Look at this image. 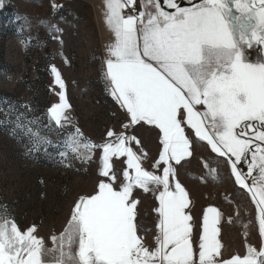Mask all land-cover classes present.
<instances>
[{"label":"snow or ice","instance_id":"snow-or-ice-1","mask_svg":"<svg viewBox=\"0 0 264 264\" xmlns=\"http://www.w3.org/2000/svg\"><path fill=\"white\" fill-rule=\"evenodd\" d=\"M186 3L104 0L113 39L103 79L127 122L120 131L108 129L99 144L79 127L68 133L61 163L69 153L81 163L92 162L99 150L101 179L93 193L75 200L66 227L49 237L52 248L35 224L21 229L14 216L0 210V264H264V59L249 58L254 48L264 54V0ZM51 72L60 92L47 116L49 127L59 131L73 117L65 82L56 67ZM22 116L17 115L12 134H24L29 153L51 143L36 121ZM144 125L159 132L152 167L160 174L143 166L148 153L134 130ZM201 143L228 166L234 183L255 205L259 247L246 243L243 254L225 256L223 214L215 206L204 211L197 236L176 166L190 162ZM121 158L122 180L114 167ZM204 166L217 180V169ZM137 190L152 192L158 202L152 244L140 235L151 229L139 222Z\"/></svg>","mask_w":264,"mask_h":264},{"label":"rangeland","instance_id":"rangeland-1","mask_svg":"<svg viewBox=\"0 0 264 264\" xmlns=\"http://www.w3.org/2000/svg\"><path fill=\"white\" fill-rule=\"evenodd\" d=\"M184 3L187 6L186 0ZM104 12V0H3L0 7V210L6 209L14 216L21 229L35 224L48 248L53 247L49 237L66 227L78 196L93 193L101 179L99 150L92 162L81 163L69 153L61 163L59 153L66 151L68 133L79 127L87 139L99 144L108 129L120 131L121 124L127 122L126 114L107 93L103 79L106 48L113 39ZM249 58L256 62L264 59V54L254 48ZM52 66L65 82L71 104L69 114L73 117L71 124L59 131L49 127L47 116V109L59 103L60 88L54 82ZM9 104L15 105V110ZM19 113H23V121H36L41 135L51 143L29 153L30 142L24 134H12ZM152 129L137 126L134 134L148 153L143 166L160 174L152 167L160 150L159 134ZM205 163L215 166L217 180L211 179ZM114 167L122 180L126 167L123 158ZM176 167L179 181L188 180L194 193L207 198L191 202L190 209L197 215L203 205L222 212L225 256L243 254L246 243L259 247L255 205L234 183L226 164L218 162L201 143L190 162ZM201 177L208 180L207 185L199 187L193 178ZM136 195L140 200L139 222L151 229L140 235H154L157 216L153 209L158 204L155 195L141 190ZM196 231L200 232L199 225Z\"/></svg>","mask_w":264,"mask_h":264},{"label":"crops","instance_id":"crops-1","mask_svg":"<svg viewBox=\"0 0 264 264\" xmlns=\"http://www.w3.org/2000/svg\"><path fill=\"white\" fill-rule=\"evenodd\" d=\"M109 40H111V39H109ZM149 127H150V126H149ZM152 130H156V129H152ZM156 132L159 134L158 130H156ZM196 147L198 148V145H197ZM195 151H196V149H195ZM209 168H215V166H213V165H209ZM207 170H208V169H207ZM191 179H192V178H191ZM193 179H195L194 182H197V185H200L199 187H201V186H203V185H207L206 181H205V180L202 181L201 178H193ZM193 179H192V180H193ZM207 180H208V179H207ZM180 182H181V184L186 188V190L188 191L191 202H197V201H202V202H204V200L207 199V198H205V194L201 196L200 192H195V193H194V191L191 189V187H189L190 182H189L188 180H185V181H184V179H180ZM202 194H203V192H202ZM199 195H200V196H199ZM208 197H209V194H208ZM203 208H204V209L201 210L200 213H198V215H197V212H194V210L191 209V215H192L193 218H194V221H195V225H196V227H197L198 225L200 226L201 223H202V217H203V213H204V211L206 210V207H204V205H203ZM219 227L221 228V224L219 225ZM253 227H255V225H253ZM256 229H257L256 233H258V223H257V227H256ZM196 234H197V236H198V235H199V232L196 231ZM143 236H144V235H143ZM221 236H222V229H221L220 239H221ZM248 236H249V238H251L250 235H248ZM258 236H259V233H258ZM144 237H145V239L147 240V242H148L149 244H152V243L154 242V235L149 234V235H146V236H144Z\"/></svg>","mask_w":264,"mask_h":264}]
</instances>
